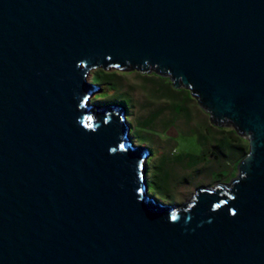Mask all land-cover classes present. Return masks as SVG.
<instances>
[{"label":"water","instance_id":"water-1","mask_svg":"<svg viewBox=\"0 0 264 264\" xmlns=\"http://www.w3.org/2000/svg\"><path fill=\"white\" fill-rule=\"evenodd\" d=\"M96 68L187 89L247 139L235 176L151 196ZM0 264H264V0H0Z\"/></svg>","mask_w":264,"mask_h":264},{"label":"rangeland","instance_id":"rangeland-1","mask_svg":"<svg viewBox=\"0 0 264 264\" xmlns=\"http://www.w3.org/2000/svg\"><path fill=\"white\" fill-rule=\"evenodd\" d=\"M87 80L101 87L96 105L123 103L130 138L147 147L148 193L160 202L189 200L198 186L226 183L248 148L229 126L211 124L209 114L184 88L166 78L139 71L96 68Z\"/></svg>","mask_w":264,"mask_h":264},{"label":"trees","instance_id":"trees-1","mask_svg":"<svg viewBox=\"0 0 264 264\" xmlns=\"http://www.w3.org/2000/svg\"><path fill=\"white\" fill-rule=\"evenodd\" d=\"M167 79V78H166ZM168 80V79H167ZM169 81V80H168ZM170 83V82H169ZM106 105H108V104H106ZM116 105H120L121 107H125L126 108V106H125V104H123V103H117ZM233 133H235L239 138H241V136H239L235 131H233ZM247 152H248V148H247V150H246V152L243 154V155H241L239 158H238V161H237V164L240 162V160L247 154Z\"/></svg>","mask_w":264,"mask_h":264},{"label":"snow or ice","instance_id":"snow-or-ice-1","mask_svg":"<svg viewBox=\"0 0 264 264\" xmlns=\"http://www.w3.org/2000/svg\"><path fill=\"white\" fill-rule=\"evenodd\" d=\"M89 119H90V118H89ZM88 127H92V125L89 124ZM123 147H124V145H121V148H123ZM173 219H175V216H173Z\"/></svg>","mask_w":264,"mask_h":264},{"label":"clouds","instance_id":"clouds-1","mask_svg":"<svg viewBox=\"0 0 264 264\" xmlns=\"http://www.w3.org/2000/svg\"><path fill=\"white\" fill-rule=\"evenodd\" d=\"M89 128H91V127H89ZM121 145H123V144H121ZM121 145H120V147H121Z\"/></svg>","mask_w":264,"mask_h":264}]
</instances>
